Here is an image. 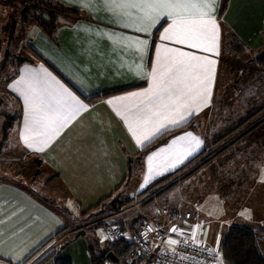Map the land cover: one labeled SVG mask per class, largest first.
I'll return each mask as SVG.
<instances>
[{"label": "crops", "instance_id": "obj_1", "mask_svg": "<svg viewBox=\"0 0 264 264\" xmlns=\"http://www.w3.org/2000/svg\"><path fill=\"white\" fill-rule=\"evenodd\" d=\"M57 1L79 13H61L63 20L52 36L39 25L31 26L24 40L30 57L18 64L3 86L0 137L6 122L3 118L12 115L16 120L1 141L0 162L6 169L0 170V260L23 264L60 232L72 235L87 227L81 218L94 213L99 217L97 223L130 226L136 222V227L139 218L160 219L158 206L167 212L170 244L188 239L221 251L228 229L240 226L256 233L264 256V122L253 127L259 117L245 125V129L253 128L250 133L210 162L215 168L219 165L227 173L240 175L238 204L226 207L220 199L218 209L208 216L199 208L183 213L182 205L168 197L163 203L142 204L131 221L124 217L136 209L135 202L149 194H154L149 201L157 197L161 189L139 196L158 182L140 190L148 178H165L199 154L204 153L198 161L208 157L210 150L219 149L220 143L213 145L215 136L264 106V69L254 62L264 53V0H229L222 16L221 0H210L208 18L215 21L216 31L214 38L199 48L190 46L199 41L176 42L183 38L186 25L166 33L175 17L162 15L149 22L140 19L136 8L117 16L101 0ZM184 15L187 20L198 18L195 9ZM166 34L170 38L162 39ZM228 36L238 38L246 50H230ZM180 52L188 56L181 57ZM191 56L200 59L192 60ZM180 60L184 63L177 64ZM209 60L214 63L208 64ZM174 66L180 71L173 72L177 82L170 85V92L151 102L133 95L153 87V69L159 77ZM29 100L35 105L32 113ZM232 100L233 105L239 103L238 107H230ZM7 103L13 106L9 111L1 107ZM66 115L71 118L61 126L59 121ZM181 115L185 119L180 123H170L180 120ZM175 129L178 131L170 136ZM165 135L166 141L142 152ZM181 136L185 138L178 139ZM193 137L200 141L198 147ZM240 142L245 146L241 157L229 152ZM24 157L30 162L21 165L17 174L13 171L15 161ZM32 161L37 166L35 178L47 174L42 179L44 185L38 178L27 180L32 177L31 167L26 171L25 167ZM129 180L135 185L128 191H136V195L113 198ZM109 197L116 205L128 197L132 201L119 211L101 215V207L95 206ZM207 224L212 226L205 230ZM53 261L47 257L38 264ZM219 264H225L223 259Z\"/></svg>", "mask_w": 264, "mask_h": 264}, {"label": "rangeland", "instance_id": "obj_2", "mask_svg": "<svg viewBox=\"0 0 264 264\" xmlns=\"http://www.w3.org/2000/svg\"><path fill=\"white\" fill-rule=\"evenodd\" d=\"M7 1L2 2L0 0V100H4L3 86L6 83V80L9 76H11L18 66L19 63L24 61L25 58L30 57L28 47L25 45V37L27 31L30 30L31 26L39 25V22L35 19V16H42L43 20L46 22H53L54 24H59L62 19V14L68 13H58L55 10H52L45 4V2H49L52 4H56L57 0H5ZM49 11L45 10L48 9ZM28 9V10H26ZM24 10L27 11L24 14ZM54 12V13H53ZM15 22H14V19ZM12 23H15V29L12 34L10 30ZM40 26V25H39ZM9 27V28H8ZM41 27V26H40ZM6 98V97H5ZM1 103V101H0ZM234 104L238 107L239 103ZM12 105V104H11ZM10 104L1 105L5 111H9L13 108ZM233 100L230 101V107H234ZM4 106V107H3ZM251 109V108H250ZM264 110V109H263ZM263 110L258 113L257 110L255 113L257 117L264 116V113L261 115ZM254 113V114H255ZM7 120V118H3V121ZM244 130H240L242 133ZM238 133V134H240ZM14 138V133H12ZM236 136V135H235ZM2 137H0V142L2 141ZM2 143H0V152L2 149ZM243 142L237 143L229 152H237V155L245 154V146H242ZM239 150V151H238ZM234 158H238L236 155H233ZM241 157V156H240ZM204 158L200 159L201 161ZM199 161V162H201ZM16 168H14V172L20 173L21 165L25 166L26 163L30 162L29 159L24 157L23 161L17 160ZM198 162V163H199ZM242 162L238 163L240 165ZM6 165L3 162H0V170L4 169ZM9 166V165H8ZM31 168H30V167ZM25 171L30 168L31 176L27 180L32 182V180H36L38 178L39 182L43 185L46 181H43L47 174H42L40 177H34L36 173V162H31L30 165L25 167ZM6 169V168H5ZM13 172V173H14ZM238 173L231 171L227 173L223 171L222 168L218 165L217 168L213 167L211 163L204 165L197 171H195L192 175L185 179H180L181 174H176L170 182H165V184H161L157 193L156 198H150L151 200H145L142 202H135L134 210H129L126 212L124 217L127 220L131 221V218L134 214L138 213L137 209L142 207L148 206L149 204L153 203L154 201L158 200L159 203H163L166 201V198L175 199L179 204H181L183 213L186 211H194L197 212L198 208L201 212L205 215L212 216L210 211L217 210L219 206V200L223 199L226 203V207L234 206L237 203V198H239L240 194L242 193V184L238 186L239 183L242 182V178L240 175L236 176ZM43 179V180H42ZM162 178H148L147 182L142 185V189H147L152 183L161 180ZM135 180V178H134ZM176 180V182H175ZM178 180V181H177ZM175 182L173 185L169 186L168 188H164L163 186L171 184V182ZM40 184V186H42ZM135 185L133 180H129L127 184L118 192L117 196L113 195L115 199H121L125 196H133L136 195V191H128L131 187ZM146 185V186H145ZM163 185V186H162ZM244 186V185H243ZM163 187V189H162ZM238 191V193H237ZM144 193L143 195H145ZM242 196V195H241ZM150 197V194L147 196ZM115 200L111 198L105 202H101L99 206H95V208H100V214L109 212L107 210L108 206H111ZM136 203H138L136 205ZM116 204V203H115ZM121 204H119L121 210ZM231 204V205H230ZM127 205V204H126ZM125 205V206H126ZM198 205V206H197ZM130 207V206H129ZM94 208V209H95ZM103 208V209H102ZM96 210V209H95ZM92 211V210H91ZM98 212V211H96ZM111 212V211H110ZM98 214V215H100ZM217 215V214H216ZM97 213H94L92 216H87L85 218H81L82 220L86 221L87 227L81 229L84 234L77 235L76 233L72 235H68L65 232H60L55 239L53 238L47 244L42 246L40 249L38 248L37 251L31 256V259L27 261L26 264H38L40 261L47 257H58L68 258L72 261L73 264H93L92 258H102V264H118L117 261L107 257V253L104 251L105 242L102 238V224L97 223ZM119 217H116L117 219ZM211 218V217H209ZM114 219V220H115ZM143 218H139L138 220H142ZM113 220V221H114ZM206 220V219H205ZM218 222H216L213 227H216ZM90 224V225H89ZM136 225V224H135ZM135 225L131 224L129 227H134ZM212 225L207 224L206 229H210ZM15 237L18 235L15 234ZM19 237V236H18ZM221 253V251H220ZM222 254L219 260V263L222 261ZM129 262V261H128ZM218 263V264H219ZM0 264H10L9 262H5L0 260Z\"/></svg>", "mask_w": 264, "mask_h": 264}, {"label": "trees", "instance_id": "obj_3", "mask_svg": "<svg viewBox=\"0 0 264 264\" xmlns=\"http://www.w3.org/2000/svg\"><path fill=\"white\" fill-rule=\"evenodd\" d=\"M1 1L5 2V3L7 2L5 0H1ZM228 3H229V0H221V6H220V11H219L220 16H222L225 13L227 6H228ZM45 4L47 6H49V8H51L52 10H55L57 12L59 11L58 13H61V12L69 13V14L79 13L78 10H76L74 8H70L68 6H65L64 4H62L60 2H57L56 4L45 2ZM49 8L45 9V10L49 11ZM26 10H28V9H26ZM26 12L27 11L24 10V14ZM35 19L39 22V25L41 26V28L48 35L52 36L55 33V31L57 29V24H54L53 22L44 21L42 16H35ZM15 20L16 19H14V22H15ZM9 27H11L10 30L12 31V34H13L14 29H15V23H12V26L9 25ZM227 41H228L227 45H229L230 50H234L236 53H238V52L242 53L246 50L245 45L238 38H235L233 36L232 37L228 36ZM31 51H33V50L31 49ZM33 54L38 56L35 52ZM24 61H26V60H24ZM254 62L259 67L264 69V53L260 57H258L256 60H254ZM263 109H264V106L259 109L258 113L260 112V110L262 111ZM256 113L251 115V116H248L245 120H241V121L233 123V124L231 123V125H229L221 135L215 136L213 145H217V143H220V146H219V149L214 148V149L210 150L208 157L204 158L201 162H199L198 161L199 157L201 155H203L204 153L199 154L197 157L193 158L190 162H188L183 167H181L177 172L170 174V175L166 176L165 178H162L160 181L155 183L153 186L149 187L144 193L147 194L153 190L155 191V190L159 189L158 186H160L163 183L165 184V182H170L176 174L182 173V172H184V171H186L192 167V169L190 171L186 172V174H184L183 176L180 177L181 180L185 179V178L189 177L190 175H192L199 168L210 163L212 161V159L214 157H216L217 155H219L223 152H226V150H228L233 144L238 142L240 139H243L248 133L251 132V130L253 128H247L242 133H240L241 132L240 130L245 129V125L251 119H253L254 117H257ZM6 117H7V120L3 126V139L6 138V136L8 135L9 128L13 125L14 121L16 120V116L7 115ZM263 122H264V116H260L258 118V121L256 122V124L253 125V127H256L257 125H259ZM176 131H178V129L172 130L170 136L173 135L174 132H176ZM238 133H240V134H238ZM167 138H168L167 135H165L164 138H160V137L157 138L151 144L146 146L142 150V152L147 153L152 148H154V147L158 146L159 144H161L162 142L166 141ZM141 158H142V155L138 156V160L139 159L141 160ZM197 164H199V165H197ZM175 182H176V180H175ZM175 182L174 181L171 182V184L167 185V187L173 185ZM144 193H141L139 196H142ZM109 199H110V197L106 198L105 200H102V201H107ZM131 201H132V198L128 197L127 199H125V202L121 204V207L126 205V204H129ZM119 209H120L119 204L116 205L115 202H113V206L109 210V212L110 211L111 212L112 211L113 212L119 211ZM135 224H136V222L133 225H135ZM132 228H135V226L134 227L132 226ZM48 242H46L45 244H47ZM45 244H43L42 246H44ZM104 251H105V253L112 252L115 255V257L119 260L118 264H129L128 261L130 260L131 256L134 253V247H133V244L130 243L129 241L121 239L115 243L105 242ZM221 254H222V258H223V261L225 262V264H264V256L261 254V252L258 248V237H257L256 233L254 231L248 229V228H245V227L232 226L228 229V232H227L226 236L224 237V240H223L222 245H221ZM29 259H31V257L28 258L23 264H26L27 261H29ZM92 261H93V264H102V258L93 257ZM53 264H72V262L68 258L58 257V255H56V257L54 258Z\"/></svg>", "mask_w": 264, "mask_h": 264}, {"label": "snow or ice", "instance_id": "obj_4", "mask_svg": "<svg viewBox=\"0 0 264 264\" xmlns=\"http://www.w3.org/2000/svg\"><path fill=\"white\" fill-rule=\"evenodd\" d=\"M104 5L110 8L115 15L120 16L126 14V10L129 8H136L141 13L140 19L147 20L149 22L155 21L159 16L166 15L169 17H175L173 20V25L166 30L167 32L174 31L176 28L180 27L182 24L186 25L185 31L182 33L183 38H178L177 43H184L185 40L189 41H199L200 43H191L190 46L194 48H199L200 44L204 41L214 38L216 31V24L214 20L209 19V9L211 8L210 0H200L199 3H193L191 0H139V2H128V0H101ZM195 9L197 19L187 20L185 19L186 13H189L190 10ZM141 30V29H138ZM170 37L166 34L162 39H169ZM140 43H145L141 41ZM204 51H209L210 49L204 48ZM179 56L186 57L188 54L180 52ZM192 60H199V57L191 56ZM184 61L180 60L177 64H183ZM208 64L214 63V61H207ZM178 67H173L168 70L167 73H162L159 77L156 75V69H153V87L145 93L133 94L135 96H144L147 97L148 101L151 102L153 98L159 99L165 93L171 91L170 85L177 82V77L173 75V72H179ZM29 112L32 113L35 111V105L29 100ZM143 102V101H142ZM111 103V101L109 102ZM74 114V113H73ZM70 115H66L61 118L59 121L60 125L66 122L67 119H70ZM185 117L181 115L180 120H172L170 123L178 124ZM55 123V121H54ZM30 124L26 127V131L30 130ZM163 127V126H161ZM186 136H192L191 133H187ZM27 143V136L23 137ZM185 137L181 136L178 139L183 140ZM195 146H199L200 141L193 137ZM173 144L176 143V140H173ZM31 147V144H28ZM163 151V149L161 150ZM188 154H191L192 149L189 148ZM152 157H149L151 160ZM176 231V229H173ZM175 243V241H172Z\"/></svg>", "mask_w": 264, "mask_h": 264}, {"label": "built area", "instance_id": "obj_5", "mask_svg": "<svg viewBox=\"0 0 264 264\" xmlns=\"http://www.w3.org/2000/svg\"><path fill=\"white\" fill-rule=\"evenodd\" d=\"M145 200H148V197L142 201ZM157 213L160 215V219L144 218L135 228H130L122 222H105L102 224V238L108 243H115L121 239L132 243L134 253L129 264H150L152 262L156 264L219 263L221 253L215 248L201 246L188 239H179L175 243H168L167 238L171 226L167 220V212L158 206ZM162 222H166V224L164 225Z\"/></svg>", "mask_w": 264, "mask_h": 264}, {"label": "water", "instance_id": "obj_6", "mask_svg": "<svg viewBox=\"0 0 264 264\" xmlns=\"http://www.w3.org/2000/svg\"><path fill=\"white\" fill-rule=\"evenodd\" d=\"M80 234H84V232L82 230L77 232V235H80ZM107 257H109V258H111L117 262L119 261L112 252L107 253Z\"/></svg>", "mask_w": 264, "mask_h": 264}]
</instances>
